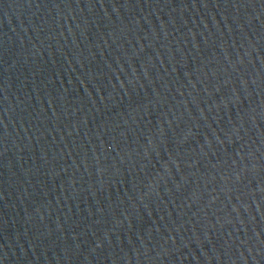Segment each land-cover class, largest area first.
I'll use <instances>...</instances> for the list:
<instances>
[{
    "label": "water",
    "instance_id": "95a60500",
    "mask_svg": "<svg viewBox=\"0 0 264 264\" xmlns=\"http://www.w3.org/2000/svg\"><path fill=\"white\" fill-rule=\"evenodd\" d=\"M0 264H264V0H0Z\"/></svg>",
    "mask_w": 264,
    "mask_h": 264
}]
</instances>
